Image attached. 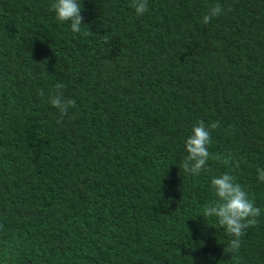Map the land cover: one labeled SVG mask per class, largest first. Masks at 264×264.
<instances>
[{
	"label": "trees",
	"instance_id": "trees-1",
	"mask_svg": "<svg viewBox=\"0 0 264 264\" xmlns=\"http://www.w3.org/2000/svg\"><path fill=\"white\" fill-rule=\"evenodd\" d=\"M52 2L0 0V264H264V0H81L79 33ZM224 173L261 209L235 252L203 216Z\"/></svg>",
	"mask_w": 264,
	"mask_h": 264
},
{
	"label": "clouds",
	"instance_id": "clouds-1",
	"mask_svg": "<svg viewBox=\"0 0 264 264\" xmlns=\"http://www.w3.org/2000/svg\"><path fill=\"white\" fill-rule=\"evenodd\" d=\"M81 0H53L50 5L55 17L60 22H70L73 32L79 33L83 17L81 15ZM132 7L137 15L147 11V0H132ZM224 12L220 4L211 7L202 17V22L207 24L213 18L218 17ZM90 31L85 32L88 35ZM105 41L108 38L105 37ZM64 85L56 84L55 91L49 99V103L58 110L59 116L57 123L63 122V117L68 115L69 109L76 106L75 100L65 98L63 93ZM220 126L219 122H213L208 127L203 121L194 125L190 135L185 140V150L187 152L183 161V171L193 175H199L202 171H208L206 163L210 159L208 145L211 142L209 129ZM216 159L217 157H211ZM225 164L229 161L225 160ZM258 179L264 181V169H257ZM214 194L217 199L206 205L203 216L215 218L219 226L223 227L232 239L225 252L238 251L241 246V237L245 235V230L257 225V218L261 215V209L257 207L253 200L249 199L247 192L241 185L235 182V177L229 173H224L211 180Z\"/></svg>",
	"mask_w": 264,
	"mask_h": 264
}]
</instances>
